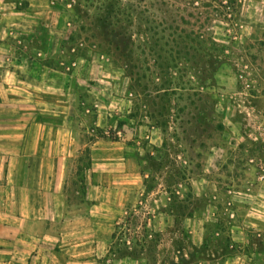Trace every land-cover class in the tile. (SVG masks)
Returning a JSON list of instances; mask_svg holds the SVG:
<instances>
[{"label": "rangeland", "instance_id": "374dc122", "mask_svg": "<svg viewBox=\"0 0 264 264\" xmlns=\"http://www.w3.org/2000/svg\"><path fill=\"white\" fill-rule=\"evenodd\" d=\"M12 1L23 14V27L14 43L16 55L42 59L66 73L68 84L77 94L81 147L67 179L70 207L66 215L73 222L87 214L84 186L89 170L82 152L90 139L126 142L136 147L138 174L119 182L115 221L142 197L144 178L152 173L145 162L147 156L165 159L167 165L162 174H154L157 185L145 199V209L155 214L150 228L162 235L159 264H222L230 252L226 196L256 181L258 166L264 161V0H225L229 6L226 13L217 0H134V16H138L134 30L140 32L136 53L149 61L144 71H139L148 74L143 82L150 86L151 93L156 74L165 71L174 78L173 89L165 81V88L170 90L162 91L167 95L161 105L169 118L167 133L154 124L158 130L153 133L148 129L151 123L146 115L153 107H145L136 94L131 97L127 93L129 80L109 57L89 51L86 57L73 59L74 51L66 40L76 26L74 3ZM82 4L86 5L84 1ZM199 40L204 42L202 47ZM215 43L223 50L225 63L217 70L215 80L195 79L196 58L202 54L208 60L216 53ZM162 61L168 63L164 70L157 66ZM195 114L208 116L210 125L198 126L196 135L183 143L172 140L175 132L183 136L190 130ZM99 115L104 129L96 125ZM102 149L115 151L111 145ZM176 175L179 180L172 185L171 177ZM164 210L168 212L160 213ZM171 210L174 216L168 215ZM107 233L106 228L97 230L101 243ZM97 260L96 264L154 263L151 256L135 261L106 255Z\"/></svg>", "mask_w": 264, "mask_h": 264}, {"label": "crops", "instance_id": "0c3cea01", "mask_svg": "<svg viewBox=\"0 0 264 264\" xmlns=\"http://www.w3.org/2000/svg\"><path fill=\"white\" fill-rule=\"evenodd\" d=\"M15 4L0 0V264H96L110 247L119 182L138 174L137 150L121 141L89 144L92 164L84 188L89 206L85 217L72 222L66 186L81 147L77 94L66 73L42 59L16 55L23 14ZM97 121L104 129L101 115ZM106 145L115 151L102 149ZM259 166L256 181L226 196L230 252L222 264H264ZM100 228L108 229L103 243Z\"/></svg>", "mask_w": 264, "mask_h": 264}, {"label": "trees", "instance_id": "16d2710c", "mask_svg": "<svg viewBox=\"0 0 264 264\" xmlns=\"http://www.w3.org/2000/svg\"><path fill=\"white\" fill-rule=\"evenodd\" d=\"M70 1L74 3L73 6L77 14L75 29L66 40V43L74 51L73 59L86 57L89 51H97L101 55L109 57L114 65L124 71L128 78L127 93L131 97L136 94L139 101H142L145 107H153V110H148L146 115L150 120V127L155 125L164 128V132L167 133L169 118L162 111L164 106H161L166 101L167 95L162 94V91L166 90L168 92L170 90L169 88H165V81L173 89L174 78L169 72L165 71L156 74V77H154L156 80H152L153 88L151 93L150 86L143 82L147 79L148 74L146 72L140 74L139 71H144L145 65L149 61L146 57L144 59L137 57L136 53L138 47L137 36L140 33H136L134 30L138 19V16H134L136 0ZM82 1L86 3L85 6L82 4ZM224 1L217 0L219 8H222L223 13H226V9L229 6ZM141 2L143 3L144 0H141ZM200 38L202 37L199 36ZM199 41V46L202 47V43L204 42L203 40ZM215 46L216 53L212 54L208 60L202 54H199V58H196L197 65L193 74L195 79L198 78L204 81L210 78L212 81L215 80L217 70L225 63L223 50L219 48L218 43H215ZM201 50L203 49L201 48ZM159 59L163 60L161 55ZM44 63L46 66L57 70L56 67L51 66L49 63ZM166 64L168 65V63L162 61V64H157V66L164 70V65ZM163 73L164 76L161 75ZM194 95H197V93L195 92ZM160 107L161 109H159ZM135 116L136 114L132 112L131 118ZM191 119L193 125L190 126V130L184 131L182 133L183 136L175 132L171 136L172 140L177 143H183L196 135L198 126L200 128V126L210 125V118L204 114H195ZM94 140L95 138L90 139V143ZM166 146L167 140L164 143V147ZM82 155L86 156L88 160L87 168L89 170L92 164L91 149L89 146L85 148ZM145 162L148 164L149 171H152V175L150 174V176L144 178L145 189L138 204L134 208H128L126 215L116 221L107 258L113 257L114 260L131 259L139 261L145 256H151L154 261L153 264H159L157 255L162 241V235L155 229L150 228V221L155 214L147 212L145 209L147 205L145 199L147 201L149 195L156 187L155 183L157 185V178L154 174H162V170L166 167L167 162L165 159L158 160L153 155H148ZM170 162L172 163V161ZM178 175H176V178L171 177L172 185L178 182ZM165 191L169 193L170 189L165 188ZM165 212H168V210L160 213L165 214ZM174 214L175 212L171 210L168 215L174 216ZM192 215V213L189 214L190 217ZM228 242L230 243L229 238ZM162 264H168V262L163 261ZM169 264L175 263L170 261Z\"/></svg>", "mask_w": 264, "mask_h": 264}, {"label": "built area", "instance_id": "2783aa9c", "mask_svg": "<svg viewBox=\"0 0 264 264\" xmlns=\"http://www.w3.org/2000/svg\"><path fill=\"white\" fill-rule=\"evenodd\" d=\"M259 169L262 173H264V164H260Z\"/></svg>", "mask_w": 264, "mask_h": 264}]
</instances>
